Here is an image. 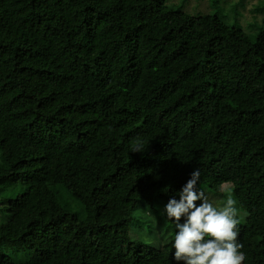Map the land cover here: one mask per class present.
Returning <instances> with one entry per match:
<instances>
[{
  "label": "trees",
  "instance_id": "trees-1",
  "mask_svg": "<svg viewBox=\"0 0 264 264\" xmlns=\"http://www.w3.org/2000/svg\"><path fill=\"white\" fill-rule=\"evenodd\" d=\"M210 7L0 0V264H176L194 169L264 264V0Z\"/></svg>",
  "mask_w": 264,
  "mask_h": 264
},
{
  "label": "clouds",
  "instance_id": "clouds-1",
  "mask_svg": "<svg viewBox=\"0 0 264 264\" xmlns=\"http://www.w3.org/2000/svg\"><path fill=\"white\" fill-rule=\"evenodd\" d=\"M200 175L194 169L162 207L176 228L172 258L176 264H244L236 201L229 197L222 207L215 206L198 187Z\"/></svg>",
  "mask_w": 264,
  "mask_h": 264
},
{
  "label": "rangeland",
  "instance_id": "rangeland-1",
  "mask_svg": "<svg viewBox=\"0 0 264 264\" xmlns=\"http://www.w3.org/2000/svg\"><path fill=\"white\" fill-rule=\"evenodd\" d=\"M167 2L170 5L183 7L185 10L191 12L199 11L196 8L197 6H200L202 10L213 11L212 8L210 7V0H167ZM259 2L260 0H249V7H250L248 10L249 15L253 13L252 9H254L255 8L254 6H256ZM259 19H264V13L259 14ZM213 201L215 206H217L218 208L222 207L223 204L226 202L223 198H213ZM71 206L75 211L79 210V204L74 199L72 200ZM162 207L163 206L154 205V208L159 210L161 213H162ZM124 214L125 213L123 210H112L110 213H106L105 216L103 215L102 218L107 222H112L114 220H118ZM147 215L151 217L152 213L147 212ZM155 235L158 238L160 237V231L158 229H156L154 233L145 234V236L149 238H152ZM49 264H55V263L53 261V262H49Z\"/></svg>",
  "mask_w": 264,
  "mask_h": 264
}]
</instances>
